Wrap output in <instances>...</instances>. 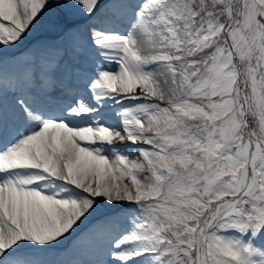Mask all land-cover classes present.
<instances>
[{
    "label": "snow or ice",
    "instance_id": "1",
    "mask_svg": "<svg viewBox=\"0 0 264 264\" xmlns=\"http://www.w3.org/2000/svg\"><path fill=\"white\" fill-rule=\"evenodd\" d=\"M0 264H264V0H0Z\"/></svg>",
    "mask_w": 264,
    "mask_h": 264
}]
</instances>
